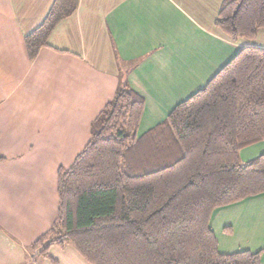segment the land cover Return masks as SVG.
Masks as SVG:
<instances>
[{"label":"crops","instance_id":"1","mask_svg":"<svg viewBox=\"0 0 264 264\" xmlns=\"http://www.w3.org/2000/svg\"><path fill=\"white\" fill-rule=\"evenodd\" d=\"M53 2L0 0V264L31 257L56 216L58 170L71 166L121 86L144 102L140 136L241 49L264 50V29L232 42L215 27L223 0H79L29 59L24 38ZM261 155L264 141L238 158ZM209 227L220 253L260 252L264 264V194L215 209ZM48 253L56 264H88L69 246Z\"/></svg>","mask_w":264,"mask_h":264},{"label":"trees","instance_id":"2","mask_svg":"<svg viewBox=\"0 0 264 264\" xmlns=\"http://www.w3.org/2000/svg\"><path fill=\"white\" fill-rule=\"evenodd\" d=\"M79 0H54L24 38L29 59ZM215 27L232 42L264 29V0H223ZM144 102L121 86L89 142L57 173L54 222L29 248L56 261L73 248L88 264H259L260 252L222 254L209 227L215 209L264 194V155L241 163L242 148L264 141V50L241 49L208 83L138 136Z\"/></svg>","mask_w":264,"mask_h":264}]
</instances>
